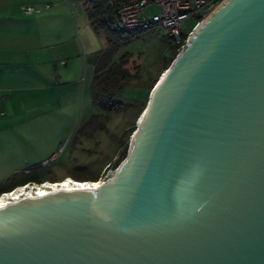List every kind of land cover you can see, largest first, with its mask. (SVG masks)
<instances>
[{"label": "water", "instance_id": "obj_1", "mask_svg": "<svg viewBox=\"0 0 264 264\" xmlns=\"http://www.w3.org/2000/svg\"><path fill=\"white\" fill-rule=\"evenodd\" d=\"M205 18L112 177L0 207V264H264V0Z\"/></svg>", "mask_w": 264, "mask_h": 264}, {"label": "rangeland", "instance_id": "obj_2", "mask_svg": "<svg viewBox=\"0 0 264 264\" xmlns=\"http://www.w3.org/2000/svg\"><path fill=\"white\" fill-rule=\"evenodd\" d=\"M15 3L8 17L0 13V51L11 54L6 62L0 59V191L30 179L112 177L126 157L138 110L142 102L146 106L164 72L163 61L173 48L171 38L153 25L117 40L113 57L125 56L130 64H139L137 75L126 80L121 90V99L132 105L126 111L109 112L103 129L81 136L78 127L99 111L92 103L91 84L98 57L106 48L104 35L86 17L87 0ZM29 5L35 10L28 13L21 8ZM158 11V5L145 7L146 14ZM184 23L187 32L195 18ZM53 27L59 39L46 35ZM109 56L103 59L105 65ZM120 138L127 143L118 160L123 149Z\"/></svg>", "mask_w": 264, "mask_h": 264}, {"label": "trees", "instance_id": "obj_3", "mask_svg": "<svg viewBox=\"0 0 264 264\" xmlns=\"http://www.w3.org/2000/svg\"><path fill=\"white\" fill-rule=\"evenodd\" d=\"M89 1L95 3L88 5ZM85 12L86 17L92 23L94 29L104 35L106 42V48L99 55L96 64L95 81L91 84L92 103L99 111L93 113L76 131L81 136H91L97 129H103L105 127L109 118V112L126 111L128 107L132 105L131 102L125 103L121 99V90L126 80L137 75L139 64H130L129 58L125 56H120L116 59L113 57V54L117 49V40L123 38L127 33H135L141 28L129 31L121 29L117 25V16L109 0H87ZM187 36V32L184 31L181 34L182 42L180 44L172 43V51L163 61L164 68L170 64L185 43ZM108 54L110 55L109 63L105 65L103 59H105V55ZM164 70L165 69H163V71ZM144 107V102H142L137 116L140 115ZM131 129H134V124L127 133H129ZM126 143L127 139L123 140L120 138V144H122L123 149L118 160H120L123 153L126 152Z\"/></svg>", "mask_w": 264, "mask_h": 264}, {"label": "built area", "instance_id": "obj_4", "mask_svg": "<svg viewBox=\"0 0 264 264\" xmlns=\"http://www.w3.org/2000/svg\"><path fill=\"white\" fill-rule=\"evenodd\" d=\"M117 16V25L123 30L148 28L159 25L165 35L171 38L173 44H180L181 34L185 31V20L195 18V23L187 31L194 29L197 24L223 0H109ZM158 5L159 11L145 13V7ZM25 12L34 11L32 6H22ZM183 46V45H182ZM48 162L45 161V163ZM55 182V181H54ZM53 182V183H54ZM45 183V182H42ZM24 186V185H22ZM13 190V189H12ZM12 190L2 192L7 194Z\"/></svg>", "mask_w": 264, "mask_h": 264}, {"label": "bare ground", "instance_id": "obj_5", "mask_svg": "<svg viewBox=\"0 0 264 264\" xmlns=\"http://www.w3.org/2000/svg\"><path fill=\"white\" fill-rule=\"evenodd\" d=\"M223 0L222 2H224ZM218 6V5H217ZM210 15V14H209ZM208 17V16H207ZM205 18V20L207 19ZM164 72L161 75V78H163ZM141 122V121H139ZM45 181V183L38 184L35 186L34 189H29L26 186H17L13 188L11 191L12 195H9L10 193L0 194V207L5 205L8 202H14L21 198H25L26 196H40L42 194H46L47 192H53L58 189L62 190H72V189H80V188H86V189H92L98 187L103 181L100 180H81L71 177L70 175H67L63 179H60L55 181Z\"/></svg>", "mask_w": 264, "mask_h": 264}, {"label": "crops", "instance_id": "obj_6", "mask_svg": "<svg viewBox=\"0 0 264 264\" xmlns=\"http://www.w3.org/2000/svg\"><path fill=\"white\" fill-rule=\"evenodd\" d=\"M15 6H16L15 0H0V13H2L5 17H8V15H9L8 12L10 10H14ZM46 6H48V4H46ZM37 9H40V8H37ZM8 25H10V23H8ZM57 31H58L57 27H53V28H51V31L49 33H47L46 35L51 34V35H54L53 38L55 37V38L59 39L60 35L58 33H56ZM0 37H1V34H0ZM14 53H16V52H14ZM10 56H11L10 53H6L5 51H0V59L2 60V62H6L5 60H8L10 58ZM57 70L58 69L55 67V73H57ZM31 86H34V85H31ZM23 88H29V85H25Z\"/></svg>", "mask_w": 264, "mask_h": 264}, {"label": "flooded vegetation", "instance_id": "obj_7", "mask_svg": "<svg viewBox=\"0 0 264 264\" xmlns=\"http://www.w3.org/2000/svg\"><path fill=\"white\" fill-rule=\"evenodd\" d=\"M35 180H36V179H35ZM35 180H31V179H30V180H25V181H23L22 183H19V184H20V185H27V186H26L27 188L34 189L36 185H38V184H42V182H45V180H47V179L36 180L37 183H36ZM19 184H15V185L12 186L9 190H12L13 188L19 186ZM6 191H7V190H6ZM2 192H4V190L0 191V193H2Z\"/></svg>", "mask_w": 264, "mask_h": 264}, {"label": "snow or ice", "instance_id": "obj_8", "mask_svg": "<svg viewBox=\"0 0 264 264\" xmlns=\"http://www.w3.org/2000/svg\"><path fill=\"white\" fill-rule=\"evenodd\" d=\"M7 195V194H6Z\"/></svg>", "mask_w": 264, "mask_h": 264}]
</instances>
